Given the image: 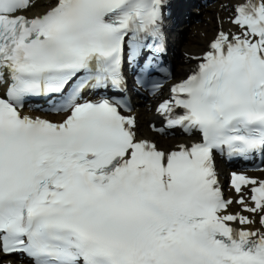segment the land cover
<instances>
[{"label":"snow or ice","instance_id":"1","mask_svg":"<svg viewBox=\"0 0 264 264\" xmlns=\"http://www.w3.org/2000/svg\"><path fill=\"white\" fill-rule=\"evenodd\" d=\"M0 0V253L29 264H264V180L216 154L264 156V0H245L157 113L200 141L161 150L122 103L162 85L164 0ZM89 95L98 99H88ZM58 98L55 123L22 115ZM163 131V129H155ZM264 171V168L258 169ZM233 204L239 213L229 211Z\"/></svg>","mask_w":264,"mask_h":264},{"label":"bare ground","instance_id":"2","mask_svg":"<svg viewBox=\"0 0 264 264\" xmlns=\"http://www.w3.org/2000/svg\"><path fill=\"white\" fill-rule=\"evenodd\" d=\"M49 2L50 0H40L39 3H37L33 7V9L29 10L30 15L35 14V9H39L41 10V13H43L46 10L44 5H46ZM225 2L234 3L235 1L234 0H221L220 1L221 4H224ZM226 8L227 6L225 7L223 6L221 9H219L218 4L216 5V8L208 7L204 13V16L205 18H210V21H207L205 18L203 21L202 17H200V21L198 23L191 22L189 24V27L191 28L192 31L188 32L189 34L187 37H183L181 41L175 43V46H174L175 49L181 46L182 48L189 50L192 54H195V55L200 54L202 51L201 52L199 51L203 49V47L207 43V38L210 37L212 34V30L215 25V21H214L215 13L223 14ZM185 29L189 31V28L185 27ZM194 32L196 33L204 32L206 35V38L204 39L198 36H194L193 35ZM175 62L177 63V66H176L177 71L179 70L182 74L190 66V63H188L186 59L184 58H181L180 60H176ZM138 116H139L138 132L139 134H141L145 130L144 121L146 119L153 118L154 116L152 115L151 112L144 111L142 107H140L138 110ZM169 141L170 140L160 139V143H166Z\"/></svg>","mask_w":264,"mask_h":264},{"label":"rangeland","instance_id":"3","mask_svg":"<svg viewBox=\"0 0 264 264\" xmlns=\"http://www.w3.org/2000/svg\"><path fill=\"white\" fill-rule=\"evenodd\" d=\"M215 26V25H214ZM215 31H216V29H213L212 30V35H211V37L214 35V33H215ZM195 36H198V37H201L198 33H196V34H194ZM201 38H203V37H201ZM201 51V50H200ZM199 51V52H200ZM187 52H189V53H191L189 50L187 51Z\"/></svg>","mask_w":264,"mask_h":264}]
</instances>
